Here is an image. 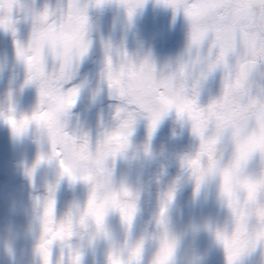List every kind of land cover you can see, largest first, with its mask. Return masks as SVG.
Instances as JSON below:
<instances>
[{"label":"clouds","instance_id":"obj_1","mask_svg":"<svg viewBox=\"0 0 264 264\" xmlns=\"http://www.w3.org/2000/svg\"><path fill=\"white\" fill-rule=\"evenodd\" d=\"M0 37V264H264V0H0Z\"/></svg>","mask_w":264,"mask_h":264},{"label":"rangeland","instance_id":"obj_2","mask_svg":"<svg viewBox=\"0 0 264 264\" xmlns=\"http://www.w3.org/2000/svg\"><path fill=\"white\" fill-rule=\"evenodd\" d=\"M141 30L144 36L154 45L156 51L160 54L175 52L182 44L183 32L178 24L175 29L170 30L167 26V15L151 13L141 22ZM7 46V42L0 45V49ZM86 67H91L87 65ZM167 125L164 126L161 138L167 136ZM187 143V138L181 142ZM30 154V153H29ZM20 153L13 149L8 141L7 134L0 129V214L6 210L8 193L12 189H18L24 181L18 174L17 165L19 163ZM190 196V190L181 194L182 202L187 201ZM63 198V197H62ZM197 212L199 210H196ZM113 224H116L113 219Z\"/></svg>","mask_w":264,"mask_h":264},{"label":"water","instance_id":"obj_3","mask_svg":"<svg viewBox=\"0 0 264 264\" xmlns=\"http://www.w3.org/2000/svg\"><path fill=\"white\" fill-rule=\"evenodd\" d=\"M4 42L5 40L2 37H0V45L3 44Z\"/></svg>","mask_w":264,"mask_h":264}]
</instances>
